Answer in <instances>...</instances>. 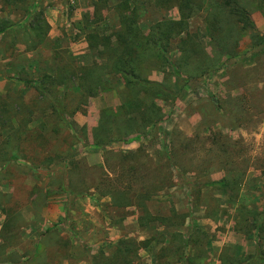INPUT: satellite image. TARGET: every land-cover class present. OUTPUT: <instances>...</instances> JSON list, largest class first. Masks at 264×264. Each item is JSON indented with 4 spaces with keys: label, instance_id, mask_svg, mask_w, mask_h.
Wrapping results in <instances>:
<instances>
[{
    "label": "trees",
    "instance_id": "obj_1",
    "mask_svg": "<svg viewBox=\"0 0 264 264\" xmlns=\"http://www.w3.org/2000/svg\"><path fill=\"white\" fill-rule=\"evenodd\" d=\"M25 2L3 0V10L7 6L14 7ZM152 2L164 11L176 8L178 18L156 20L145 31L140 25L145 10L137 0H119L114 5L110 4V0H89L87 9L83 11L79 21L80 30L84 32L81 34L84 35L88 48L97 56L89 65H77L73 56L65 57L59 50H53L49 39L50 24L42 10L32 15L19 36L12 33L16 23L10 19V15L0 16V36L4 40L1 45L4 47L5 58L12 59L17 52L44 49L53 51L57 64L54 73L44 71L36 79L30 78L27 68L17 71V80L22 82V87L34 91L33 97L27 99L22 91L0 94V174L9 172L7 164L17 160L15 151L23 153L24 160L33 167H37L36 163L50 168L56 161L63 164L68 162L70 167L63 166L56 171L58 173L50 175L59 177L57 182L54 180L55 183L49 186L53 191L59 190L60 193L66 194L65 200L68 198L70 205V200L74 197L90 194V186L83 185L86 173L81 175L82 168L73 157L79 151V142L87 146L106 148L112 143L127 142L145 134H149L151 140L155 139L159 126L165 119V113L158 101L169 102L177 99L190 81L201 79L219 69L225 59L237 56L244 36L249 37L253 47L264 42V37L259 38L256 33L251 17L252 10L264 11V0H210L207 7L204 0ZM204 8H207L205 21L209 32L210 54L205 50L196 32L190 28L191 18ZM111 11L117 19L114 29L102 34L89 30L92 26L105 22ZM10 33L13 35L10 36ZM173 51L178 54L175 59L171 57ZM155 71L163 74L162 81L150 79L151 73ZM108 75L117 77L121 87L110 82L106 78ZM176 81L179 92L173 89ZM111 90H117L120 103L117 106L102 108L97 122L91 124L90 128L84 125L80 129V135L73 132L63 135L61 141L64 147L49 153L51 141L39 128L31 125L35 114L49 111L44 122L51 132L58 136L63 129L70 128L71 117L77 112H85L81 104H86L90 98ZM148 96H151V102L145 100ZM73 104L74 107L70 110ZM145 147L141 144L133 152L114 151L120 162L121 178L117 182L118 186L109 185L100 191V194L111 198L115 196L116 201H111V205L117 208H136L140 227H147L153 222L175 227L168 243L158 251L156 264H180L183 258L188 264H199L202 257H208L206 245L212 237L195 223L191 215L194 211L192 205L194 201H200L203 189L231 193L237 198L243 185L244 173L229 169L220 179L186 178L184 170L177 162V155L170 146L161 154L166 157L167 164L176 171L177 178L186 182L191 208L182 214L171 208L169 216L160 217L152 214L147 202L155 193L172 186L173 183L166 185V179L153 176L155 170L150 167L152 160L140 163L142 158L148 157ZM36 151L44 153L40 162L35 157ZM105 155L106 152L104 164L107 160ZM141 166L150 168L145 174L139 175ZM101 167L96 166L97 169ZM171 174L170 172L167 180ZM139 178L149 183L141 189H133L132 182ZM122 181L126 185L121 186L119 183ZM15 190L0 192V211L4 216L0 227L2 262H14L17 257V254L6 255V251L18 238L24 224L20 208L16 206L18 201L14 198ZM31 193H38L30 201L34 205L41 202L39 208L49 196L48 188L34 187L29 194L32 195ZM10 202L13 203L9 205ZM225 211L218 199L211 198L209 206L205 207L204 215L217 219L218 216L224 215ZM216 213L217 216L214 215ZM235 213L233 230L246 235L255 232L257 244L247 251L242 259L230 255L228 248L223 247L218 256L220 264H251L254 261H264V250L260 247V241L264 239V209L254 210L240 205ZM187 219L189 224L183 229ZM153 240L154 237L143 241L131 237L117 239L107 245L106 251L100 248L98 257L91 258V262L142 264L139 252L148 248ZM50 255L51 258L55 257ZM18 257L20 258L19 255ZM36 262L38 261L28 257L25 264Z\"/></svg>",
    "mask_w": 264,
    "mask_h": 264
},
{
    "label": "rangeland",
    "instance_id": "obj_2",
    "mask_svg": "<svg viewBox=\"0 0 264 264\" xmlns=\"http://www.w3.org/2000/svg\"><path fill=\"white\" fill-rule=\"evenodd\" d=\"M25 1V3L17 4L14 7L7 6L3 10V0H0V16L10 15V19L16 23L12 28L13 34L19 36L32 15L42 10L48 22L51 21L54 24L57 22L58 25L57 27L54 24L52 26L50 25V30L53 29V32L51 34L52 36H49V39L53 50H59L65 57H67V55L73 56L77 65L91 64L93 61L92 53L95 55V52L90 50L88 46L87 48L85 47L87 43L84 35L81 34V32H84L80 30L81 26L79 24L83 11L87 9L89 0ZM118 1L119 0H110V4L114 5ZM137 1L142 6L143 10H145V16L140 23L142 29L145 31L156 20L162 18H178V11L176 8L164 11L157 8L152 0ZM204 1L205 7H207L210 0ZM76 9L83 10L78 19L75 17ZM206 10L207 8H204L200 13L191 18L190 28L196 32L199 40L205 46V50L210 54L211 46L209 44V32L205 21ZM251 12L255 31L259 34V38H262L264 37V11L252 10ZM114 15L115 13L111 11L105 22L96 24L89 30L92 29L101 34L109 33L117 25L116 15ZM12 33H10V36L13 35ZM1 43H4V40L0 36V47L2 48L3 46ZM71 47L74 48L72 51L76 54L71 52ZM52 53V50L44 49H38L34 52L31 51L29 54L27 52H17L15 55L16 61H18L17 64L12 63L9 58H7L6 61H1L0 74L7 79L3 88L4 92L22 91L27 99L33 97L34 91L22 87V82L17 80V71L21 68H27L29 76L32 79H36L44 71L54 73L57 64ZM177 55L176 51L171 52V57L173 59L177 58ZM95 57L97 58L96 55ZM30 59L32 61L34 60V63L33 65L31 64L30 67H27V63ZM17 67L19 68L16 69ZM106 78L110 82L120 85L118 87H121V83L117 77L108 75ZM150 79L162 81L163 74L155 71L151 73ZM173 89L179 92L178 81L174 83ZM145 100L151 102L152 98L148 96ZM119 103L117 90L106 91L96 97L90 98L86 104H81L85 112H77L71 117L69 121L70 128L63 129L58 136L53 134L44 122L49 111L37 112L31 125L39 128L49 138L51 141L49 153H53L64 147L61 141L63 135H67V133L70 132L80 135V129L84 125L90 128L91 124L97 122L99 112L102 108L117 106ZM157 103L162 106L165 119L159 126L158 134L155 139L151 140L149 134H145L130 139L127 142L112 143L106 148L87 146L83 142L77 144L79 151L73 157L82 168L81 175L86 173L83 185L90 186V194L74 197L73 200H70V205H68V198L65 200L66 194L60 193L59 190L53 191L49 186L54 180L57 182L59 177H51L50 175L58 173L56 171L63 166L70 167L68 162H64L63 164L62 162L56 161L50 168L45 167L43 164L36 163L37 167H33L24 160L25 157L23 153L18 151L14 152L18 157L17 160L10 161L7 164L9 172L0 174V192L6 190L3 193H8L16 189L14 198L18 201L16 206L20 208L19 211L24 224L21 227L20 233H18V238L8 246L9 248L6 251V255L17 254V257L14 258V262L13 260H5L4 262L0 260V264H24L26 259L22 258L28 252L26 246H32L34 240L33 236H35L34 233L37 235L39 231L44 232L43 229L36 232L30 231L28 227L29 223L24 219L26 216H31V213L36 216L40 210L39 205L41 202H38V205L32 204V207L29 206V201L38 195V193L29 194L34 187L38 189H51L52 200L59 203L64 202L66 210L69 212L75 209L74 203L76 201L84 199L87 202L90 201L91 206L93 205V202H91L92 199H95L98 205H105L109 208V211L112 213L114 224L119 226L120 229H123L133 214L137 217L138 212L136 208H117L111 205V201H116L115 196H112V198L111 196H103L100 194V191H103V189L109 185H112L111 187L118 186L117 182L121 178L120 162L114 154V151L123 150L133 152L141 144L146 146L145 151L148 157L142 158L140 163L152 160L153 164L150 167H153L155 170L154 173L152 170L153 176L166 179L164 182L166 185L167 183H173L172 186L166 187L155 193L147 202L148 207H152L153 211H155L157 207V211L162 213L165 212V214L157 216L167 217L170 215V209L172 208V199L170 198L172 194H169L170 190L184 193L185 196L179 193L181 195L180 199L182 203L185 201L188 203V209L189 207L191 208L189 202L190 197L185 184L186 182L177 178L176 171L167 164L166 157H163L161 154L170 146L174 149L177 155V162L182 167V170H184L186 178H196L197 180L220 179L223 175L228 173L229 169L244 173L242 176L243 185L241 189L245 184L250 186L254 185L253 194L255 195L256 191L261 193L259 199L252 200V206L245 204L240 205H245L254 210L264 209V42L259 46L253 47V42L249 37L244 36L241 39L237 56L225 59V62L219 69L203 76L201 79L190 81L180 92L177 99L169 102L158 101ZM70 107V110H72L74 104ZM1 139L2 138H0V141ZM21 145L23 146V144ZM105 152V158L107 160L104 164ZM43 155V152L36 151L35 157L39 159L38 162L41 161ZM96 166L102 167L97 169ZM149 168L141 166L139 175L145 174L146 170ZM170 172L172 174L167 180V176ZM246 179L248 180L247 182H245ZM255 181L258 182L254 183ZM121 183H119L121 186L126 185L124 181ZM148 183L149 182L145 179L139 178L132 182V188L141 189L142 186ZM251 187L248 190L249 192H252ZM241 189L237 198L231 193L203 189L200 201H194L192 205L194 211L191 215L198 221V223H195L206 232L204 227L199 224V221L204 223L205 220L201 219L205 218V212H202V210L204 209L205 211V207L209 206V200L211 198L218 199L220 205L222 198L226 211L221 218L224 220V223L233 218L232 225H234L236 219L235 211L240 205L235 206V209H233L232 206L235 200L239 198ZM166 194H168V196H166ZM159 199L163 201L159 202ZM13 202H10L9 205ZM97 214L99 213L94 211L90 216L95 217ZM217 214L218 213L214 215L217 216ZM219 218L218 216L216 220H220ZM188 221H186L183 229H186V226H188ZM3 222L4 216L0 211V227ZM66 225L67 223L61 225V228L64 229V226L66 228ZM225 228L224 224H217L215 230L209 234V236L212 237L211 240L219 241L221 234L225 233ZM173 230L175 229L169 228L168 231L172 233ZM232 231L236 233L234 230ZM236 234L239 236L238 239H235V242L237 245L244 247L245 254L243 256L245 257L247 251L252 250L257 244L256 233L251 232L249 235L242 233ZM244 236H246V238ZM253 238L255 239L254 244L250 243ZM77 242H79V256H85L91 262L92 256L90 252L95 247L87 246L86 243H82L78 240ZM157 242L158 240L154 238L148 248ZM109 243L112 242L103 244L104 246L101 248L106 249ZM208 243L209 241L207 245ZM207 245L206 248L209 246ZM262 245H264V239L260 241V247L264 250V246ZM227 248L230 252L229 247ZM207 250H210V248H207ZM203 254L204 253H202L201 256H203ZM205 261L206 259L202 257L199 264H203ZM251 264H264V261H254Z\"/></svg>",
    "mask_w": 264,
    "mask_h": 264
},
{
    "label": "crops",
    "instance_id": "obj_3",
    "mask_svg": "<svg viewBox=\"0 0 264 264\" xmlns=\"http://www.w3.org/2000/svg\"><path fill=\"white\" fill-rule=\"evenodd\" d=\"M82 11V9H76L75 17L77 19L80 17ZM49 24L52 26L54 23L49 21ZM54 25L57 27V22ZM52 32L53 29L49 31V36H52ZM85 47L87 48V44H85ZM72 50H74V48L71 47V52L73 54H76ZM27 53L29 54L31 52ZM95 55H93L92 53L93 60L94 58H96ZM6 60L7 58H5L4 49L3 47H0V62ZM11 62L17 64L18 61H16V57H14L11 59ZM33 63L34 60L32 61L30 59V61L27 63V67H30V65H33ZM18 68L19 67H17L16 69ZM5 79L6 78L2 76V74H0V94L5 93L3 90L7 82V79ZM247 181L248 180L246 179L245 182ZM256 182L258 181H255L254 183ZM251 186L248 184H245V186H243L239 198L235 200L232 206L233 209H235V206L240 204L252 206V200L259 199V195L261 192L256 191L254 195V185ZM250 187L252 189V192L248 191ZM4 191L6 190H3V192ZM48 192L49 196L46 202L40 207V210L37 213L38 217L31 213V216H26L24 218L25 221L29 223L28 227L30 228V231L36 232L40 229H43L44 231L43 233L42 231H39L37 235L34 233L35 236H33L34 240L32 246H26L28 252L22 258L27 260L28 257H31L38 262L42 261L39 263L36 262L34 264H92V262H90L89 259H87L85 256H79V242H77V240L81 241L82 243H86L87 246L95 247L93 248V250H91L90 253L92 258H96L98 257L99 249L104 246L103 244L114 242L115 240L120 238L128 237L135 238L138 241H143L151 237L156 238V240H158L157 243H154L150 248L142 249L139 252L142 264H156L158 251L162 246L168 243L172 234L170 233V231H168L169 228H175L161 225L157 222L152 223L147 227H140L137 222L136 215L133 214L124 228L120 229L119 226L114 224L112 213L109 211V208H107V206L105 205H98L95 199H92L91 202H93V205L91 206L90 201L87 202L84 199L80 201L78 200L74 203L75 209L69 212L66 210V205L64 202L59 203L52 200L51 189L48 190ZM179 193L185 196V194L181 192H176L174 190L169 191V194H172L170 197L172 199V208H174L179 214H182L188 212L189 209L188 203L186 201L182 203L180 199L181 195ZM166 196H168V194H166ZM160 201L163 200L159 199V202ZM31 205L32 203L31 201H29V206ZM221 206H223V208L225 206L222 198ZM149 209L154 215L165 214V212L162 213L157 211V207L155 208V211H153L152 207L150 206ZM94 211H97L101 217L99 216V214H97V216L95 217L90 216L94 213ZM202 212H204V209L202 210ZM204 217L205 218H201L205 219L204 223L199 221V224L204 227L208 234H211L215 230L217 224H224L226 228L225 233L221 234V238L219 239V241H212L211 239H209V246L207 245V248H210V250H207L208 257L203 264H220L218 256L221 253L223 247H229L230 255L242 259L244 257L243 255L245 254V249L243 246H239L235 242V239H238L239 235L232 231L233 218H231L230 221H226V223H224V220H222L221 217L219 218L220 220L212 219L206 217L205 215ZM195 222L198 223L197 220H195ZM66 223V228L64 226V229H62L61 225H65ZM46 229H48V231H46ZM244 237L246 238V236ZM159 238H162V241L159 240ZM250 243L254 244L255 239L253 238ZM50 254L55 257L51 258ZM180 264H188V262L185 261V258H183Z\"/></svg>",
    "mask_w": 264,
    "mask_h": 264
}]
</instances>
